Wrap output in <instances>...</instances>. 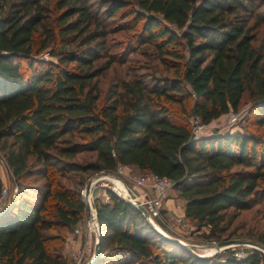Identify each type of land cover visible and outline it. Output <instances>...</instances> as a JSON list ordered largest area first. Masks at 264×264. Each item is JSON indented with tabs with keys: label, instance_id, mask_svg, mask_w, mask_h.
<instances>
[{
	"label": "trees",
	"instance_id": "16d2710c",
	"mask_svg": "<svg viewBox=\"0 0 264 264\" xmlns=\"http://www.w3.org/2000/svg\"><path fill=\"white\" fill-rule=\"evenodd\" d=\"M115 33L120 62L140 52L148 63L130 65L100 102ZM245 95L256 132L193 138L192 115L209 124ZM0 151L18 189L0 214L5 264H65L81 186L118 165L169 179L207 237L221 240L254 207L264 220V0H0ZM85 152L94 157L75 160ZM70 173L72 187L61 182ZM108 192L94 204L93 264H264L255 248L197 256ZM253 234L264 248V227Z\"/></svg>",
	"mask_w": 264,
	"mask_h": 264
},
{
	"label": "rangeland",
	"instance_id": "374dc122",
	"mask_svg": "<svg viewBox=\"0 0 264 264\" xmlns=\"http://www.w3.org/2000/svg\"><path fill=\"white\" fill-rule=\"evenodd\" d=\"M121 35H120V33H115V34H110L108 37L109 42H112L114 45V47L111 50V53H113L115 55V57L118 61H116V63H113L105 72H103L96 79L98 89L100 92V99H99L100 102H102L104 100L107 88L109 87V85L114 83L115 80H117V79L127 80L128 79L129 74H130V72L128 71V67L130 65H132V64L136 65L139 63H146V62L148 63V59L146 57H144L140 52H134V53L128 55L127 59L124 62H120L121 61L120 58H121L123 52H122L121 46L119 45L118 40L124 36L123 34H121ZM260 35H261V31L259 33V37H260ZM142 48L145 49L146 47L143 46ZM41 57L44 59H50L48 57V55L46 54V52L42 53ZM101 61H103V60H100L99 62H101ZM249 106H250V101H249L248 95H245L241 101L240 106L237 109V111H243V113L241 116H239V119L236 122V125H234V127L230 128V129H228L227 131H229V132H237V131L238 132H250V133L256 132V128L253 125H251L250 123L248 124L246 122L247 121V111H248ZM214 130H218L219 132L226 131V130L221 129V128H215L213 124H210L209 127H206L203 129L205 135H207L206 133H208V132L212 133ZM259 130H260V128H259ZM93 157H94L93 154L85 152V153L78 154L75 157V160L78 162H81L84 160H89ZM6 169L8 171V168L6 166V163L4 161L2 153L0 151V172H3L5 174ZM111 174H113L114 176H117L118 178L120 177V179L125 184L131 185V188L134 190V192H137L138 189L134 186L133 180L138 178L139 176L143 175V173L140 172L134 166H123L122 174L115 173V172H113ZM97 175H102V174L98 173ZM68 176H69L68 177L69 180L68 179L67 180L61 179V182L65 185L69 186V187H72L73 186L71 183L72 179L77 181L79 175L74 174V173H70ZM93 176L95 177V175H93ZM93 176H91V177L93 178ZM89 178L86 179L85 183L80 188L81 197H82V192L85 189V184L87 183ZM92 178H90V179H92ZM120 179H119V181L122 183V181ZM6 186L8 187L7 188L8 191H7L6 197L4 198V201L7 203V201L9 202L10 199H13L15 197V194L17 193L18 189L16 186H14L13 182H11L10 184H7ZM107 187L108 188L114 187V189L116 191L122 190V192L124 194L128 195V193H126L127 191L123 190L116 182H112L110 179H108L106 177H102L96 184L92 185L91 196H92L93 208H94V204L96 202H103L104 201L105 195L107 194L106 193ZM174 195H175V193L172 191V189H169L167 191L168 198L170 196L173 197ZM174 199L175 200L177 199L176 200L178 202L177 206H176V204H172L171 206H173L175 208L171 209L167 206V204H166L167 201H166L165 205L168 208V215H167V217L164 216V218H162V219H164L163 221L159 220V219L156 220V223L158 224L159 229L161 231H163L165 234H167L169 237H176V238L180 239L181 241H184L186 243L198 246V247H188V249L191 252H193L194 254L195 253L201 254V255H203V257H209L210 255L212 256V254L214 255L216 253L222 255V252L224 251V249L216 252L214 246L218 241L225 240V239L249 240L250 242L254 243V244H247V245L230 246L229 248H227V249H236V252H238V253L244 254L246 252V250L253 249L254 247H256L257 250H259V251H262V250L264 251V248L261 247L260 245L256 244L254 241V238L252 237V236H254V234H253L254 231H259L264 227V220H262L260 215L257 213V209L255 207L251 210L246 211V212H241L234 219L229 230L226 232L229 234H225L224 236H222L221 240H216L215 238L207 237L208 227H202L200 229H197L194 222H192L191 220L186 218L183 215V213L180 212V210H182L181 208L183 207V204H182L183 199L178 198V197H176ZM178 209H180V210L177 211ZM180 219H181V221H179ZM86 221H87V218H86L85 214H83V218L77 223L78 225H80L82 227L80 233H82L83 232L82 230L85 229L84 231H85L86 243L82 247L77 248V250H75V251L73 250V252L71 253V258H70L71 261L68 260V258H65V262H66L65 264H73V262H74L73 257H74L75 253H81V252L85 253V258H83L84 263L87 262L92 257L93 247L95 245V242H94L95 236H94L93 229L91 228V226ZM68 232L72 233L73 234L72 236L76 235V237L80 234V233L74 234L72 232V229L69 230ZM66 237H67V235L65 236L63 250H64L65 243L67 242ZM74 239L75 238H71V241H75ZM70 244H72V243H70ZM74 245H76V244H74ZM63 250H62V254H63Z\"/></svg>",
	"mask_w": 264,
	"mask_h": 264
},
{
	"label": "built area",
	"instance_id": "2783aa9c",
	"mask_svg": "<svg viewBox=\"0 0 264 264\" xmlns=\"http://www.w3.org/2000/svg\"><path fill=\"white\" fill-rule=\"evenodd\" d=\"M242 113H243V111L232 110L231 108H229L226 112L222 113L218 118L213 119L210 123L213 124L215 128H221V129H224L227 131L228 129H230V128L234 127V125H236V122L238 121L239 116H241ZM190 124H191V133H192L193 138H196L199 136H204L205 134H204L203 129L206 128L207 125H209V124H202L200 122L199 118L196 116H193V115L190 117ZM114 172L122 174L123 166L118 165ZM98 173L102 174V175H97ZM98 173L94 174L95 177L92 175L93 178L90 176V178H92V179L89 178L90 189H89L88 196H87V202L89 203V205L91 207V216L90 217L87 216L86 211H85V204H86L85 189L82 192V201L84 204V214L87 218L86 222L93 229L94 236H95L94 242H96V240H97V238H96V234H97L96 228L97 227H96V223H95V221H96L95 209L92 206V196H91L92 185L96 184L102 177L109 178L110 180L112 177L118 178L117 176H114L113 174H111L113 172L110 173V172L100 171ZM118 179H120V177ZM122 183L126 188V191H127L126 193H128L129 195L124 194L122 192V190H120V189H119L120 191H116L114 189V187H110V188L107 187V189H106L107 194L105 195L104 202H107L110 199V194L108 191H111L115 195H117L118 197H120L123 200H126L128 202L132 203V201H138L148 212L149 220L153 225L156 224V220L159 219V220L163 221L164 219H162V218H164V216L167 217L168 208L166 207L165 202L168 198L167 191L169 189H171V186H172V182L169 179L164 178V177H158L157 175L152 174V173L143 174V175H141L138 178L133 180L134 186L138 189L137 192H134V190L131 188V185L125 184L123 181H122ZM7 188L8 187L5 185V186H2V188L0 190V214L3 213V211L8 207V204H9L8 201H7V203L4 201V198L6 197L7 191H8ZM130 196H132V197L130 198ZM179 221H181V219ZM154 227L157 230H159L155 225H154ZM81 228L82 227L80 225L75 224L74 227L72 228V232L74 234H79L81 232ZM71 235H72V233H71ZM166 236H168V235H166ZM68 242L75 244V241H71V238L68 239ZM181 243L186 248L198 247L196 245L189 244V243H186L184 241H181ZM196 255L203 257V255H201V254H196ZM234 255L238 259L243 256L242 253H238L236 251H235ZM83 258H85L84 252L75 253L74 257H73V260H74L73 264H85ZM0 264H5V263L0 261Z\"/></svg>",
	"mask_w": 264,
	"mask_h": 264
},
{
	"label": "water",
	"instance_id": "95a60500",
	"mask_svg": "<svg viewBox=\"0 0 264 264\" xmlns=\"http://www.w3.org/2000/svg\"><path fill=\"white\" fill-rule=\"evenodd\" d=\"M89 189H90V182L89 180L87 181V183L85 184V199H86V204H85V211H86V214L88 217L91 216V207L89 205V203L87 202V196H88V192H89ZM132 204L141 212V214L144 216V218L148 221V223L158 232L160 233L163 237H166V238H170L171 240H173L174 242L176 243H179L181 245H183L181 243V241L176 238V237H169V236H166L164 235L161 231L157 230L154 225L150 222L149 220V215H148V212L146 211V209L138 202V201H132ZM96 223V229H97V234H96V242H95V245L93 247V253H92V257L87 261L85 262V264H93L95 262V259L98 255V241H99V231H98V225H97V220L95 221ZM247 244H254L252 242H250L249 240H240V239H225V240H221V241H218L216 244H215V247L217 249L220 250H223V249H227L229 248L230 246H239V245H247ZM254 246V245H253ZM255 249H257L256 247H254ZM218 252V251H217ZM262 253H264V251H261Z\"/></svg>",
	"mask_w": 264,
	"mask_h": 264
},
{
	"label": "crops",
	"instance_id": "0c3cea01",
	"mask_svg": "<svg viewBox=\"0 0 264 264\" xmlns=\"http://www.w3.org/2000/svg\"><path fill=\"white\" fill-rule=\"evenodd\" d=\"M211 124V123H210ZM210 124L209 125H207V127L208 126H210ZM207 135L208 134H211V132H208V133H206ZM2 173V174H1ZM0 179H1V182H2V184H3V186H5V185H7V184H10L11 182H12V180H11V175H10V173L7 171V169H6V171H5V174L3 173V172H0ZM169 196V195H168ZM174 198H176V196L174 195L173 197L172 196H170L169 198H167V202H166V204H167V206L169 207V208H171V209H174L175 207H173V206H171L172 204H176V206H177V204H178V202L174 199ZM183 205H184V200H183V203H182ZM182 210H180V209H178L177 211H179L180 210V212H182L183 213V215H184V211H183V207L181 208ZM85 230V229H84ZM84 230H82L83 232L82 233H80L77 237H76V235L75 236H72L71 235V233L70 232H67L66 233V235H67V237H66V243H65V246H64V250H63V256H64V258H68V260H70V258H71V253L73 252V250L75 251V250H77V248H80V247H82L85 243H86V237H85V231ZM69 238H75L74 240H75V244L76 245H74V244H70V242H68V239ZM71 261V260H70Z\"/></svg>",
	"mask_w": 264,
	"mask_h": 264
},
{
	"label": "bare ground",
	"instance_id": "6f19581e",
	"mask_svg": "<svg viewBox=\"0 0 264 264\" xmlns=\"http://www.w3.org/2000/svg\"><path fill=\"white\" fill-rule=\"evenodd\" d=\"M109 179V178H108ZM111 180L113 181V182H116L123 190H125L126 191V188H125V186L123 185V183H121L120 181H119V179L118 178H115V177H112L111 178ZM129 195V194H128ZM127 197V196H126ZM132 196H130V198H131ZM157 224V223H156ZM156 224H154L158 229H159V227L156 225ZM160 230V229H159ZM161 231V230H160ZM163 232V231H162ZM164 233V232H163ZM165 234V233H164ZM165 235H167V234H165ZM215 247V246H214ZM215 250H216V252L217 251H219V249H217L216 247H215ZM213 251V250H212ZM263 251V250H262ZM215 252V253H216ZM213 255V254H212ZM209 256V255H208Z\"/></svg>",
	"mask_w": 264,
	"mask_h": 264
}]
</instances>
